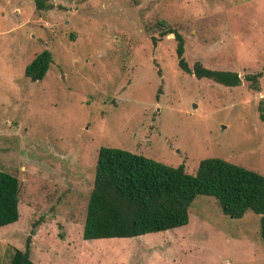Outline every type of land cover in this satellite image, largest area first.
<instances>
[{
    "label": "rangeland",
    "instance_id": "obj_1",
    "mask_svg": "<svg viewBox=\"0 0 264 264\" xmlns=\"http://www.w3.org/2000/svg\"><path fill=\"white\" fill-rule=\"evenodd\" d=\"M47 3L0 0V170L18 185L17 218L0 226V264L27 235L33 264H264L258 216L228 217L205 195L193 197L184 225L80 237L100 146L190 174L212 156L264 175V0ZM160 21L181 35L189 68L234 71L239 84L178 69ZM42 49L50 62L32 80L23 67ZM257 71L253 90L243 75Z\"/></svg>",
    "mask_w": 264,
    "mask_h": 264
},
{
    "label": "trees",
    "instance_id": "obj_2",
    "mask_svg": "<svg viewBox=\"0 0 264 264\" xmlns=\"http://www.w3.org/2000/svg\"><path fill=\"white\" fill-rule=\"evenodd\" d=\"M32 2L36 10L51 7L47 0ZM159 24L162 29L158 36L170 33L175 42L178 69L227 87L239 84V76L234 71L205 68L197 61L189 68L182 57L181 35L175 29L164 27L163 21ZM155 39L150 37L152 45ZM49 62V52L42 49L24 65L23 75L39 80ZM261 69L264 70V63ZM260 75V71L244 74L243 79L248 81L249 88L256 90ZM258 118H263L259 110ZM17 188L16 178L0 170V226L17 218ZM195 195L212 197L220 212L231 218H239L245 211L257 215L258 235L264 244L263 174L212 156L199 159L190 174L182 164L171 166L109 146L98 147L95 154L80 237L130 238L184 225ZM28 244L27 235L21 250L12 249L7 264H33L28 258Z\"/></svg>",
    "mask_w": 264,
    "mask_h": 264
}]
</instances>
